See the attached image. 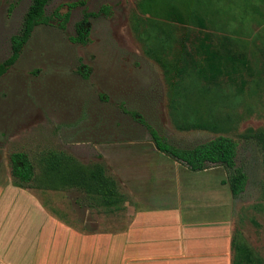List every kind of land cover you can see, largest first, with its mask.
Returning a JSON list of instances; mask_svg holds the SVG:
<instances>
[{"label":"rangeland","instance_id":"obj_1","mask_svg":"<svg viewBox=\"0 0 264 264\" xmlns=\"http://www.w3.org/2000/svg\"><path fill=\"white\" fill-rule=\"evenodd\" d=\"M143 2L52 0L47 5L45 22L0 77V173L8 166L11 175L13 153L26 154L37 176L35 158L46 151L86 163L95 156L94 142L149 141L141 121L180 149L227 137L237 145L235 163L246 174L244 191L231 197L224 168L216 170L217 180L225 186L236 242L250 250L252 264H264V156L251 137L264 132V0H157L150 12L143 11ZM29 4L0 0V63L10 55V39ZM169 7L178 9L183 24L165 17ZM194 14L203 27L192 21ZM79 25L84 43L73 41ZM204 35L224 57L222 74L207 84L189 73L182 81L186 98L174 97L153 57L170 63L181 44L192 51ZM228 56L245 59L246 66H232L225 62ZM196 119L213 128L177 129ZM32 190L77 230L95 229L89 219L100 224L98 231L107 229L104 211L85 208L75 191Z\"/></svg>","mask_w":264,"mask_h":264},{"label":"crops","instance_id":"obj_2","mask_svg":"<svg viewBox=\"0 0 264 264\" xmlns=\"http://www.w3.org/2000/svg\"><path fill=\"white\" fill-rule=\"evenodd\" d=\"M91 146L92 161L71 156L103 166L122 205L102 208L77 189L59 191H75L85 208L103 210L107 229L89 219L95 229L77 230L32 189L14 186L7 166L0 173V264H232L235 227L220 166L193 172L141 138Z\"/></svg>","mask_w":264,"mask_h":264},{"label":"trees","instance_id":"obj_3","mask_svg":"<svg viewBox=\"0 0 264 264\" xmlns=\"http://www.w3.org/2000/svg\"><path fill=\"white\" fill-rule=\"evenodd\" d=\"M51 1L30 0L19 32L10 39V55L0 63V77L4 76L17 62L34 29L45 22V8ZM156 2L157 0H144L143 11L150 12L153 3ZM165 17L178 24L184 22L175 7L167 8ZM192 21L203 27L201 18L195 14ZM76 33L77 37L73 41L84 43L86 33L83 31L82 25L77 27ZM153 59L163 68L174 97L184 99L187 90L185 85H182L183 77L190 73L194 74L199 81L214 84L218 75L222 74L224 57L208 42V35H204L192 51H188L186 46L181 44L174 61L170 63H165L158 56ZM225 62L232 66L236 63L243 67L246 66L245 59L235 56H228ZM129 115L136 116L135 113H129ZM140 123L146 127L150 140L159 152L180 162L193 172L203 171L212 166L223 167L228 172L227 181L224 183L228 185L231 195L237 198L242 194L246 183V174L236 167L237 145L231 139L220 136L192 148L180 149L168 143L148 124L142 121ZM212 128L200 119L186 125H177V129L180 131L211 130ZM251 137L260 144L264 156V132H256ZM35 159L39 165V175L37 176L34 174L33 163L26 154L13 153L9 156L14 186L28 189H35L37 186L40 190L51 191L77 189L102 208L114 207L117 209L122 205L123 197L118 192L117 184L105 175L103 166L99 164L83 165L71 155L56 151L40 153ZM235 238L234 234L232 264H252L250 250L245 245L237 243Z\"/></svg>","mask_w":264,"mask_h":264}]
</instances>
